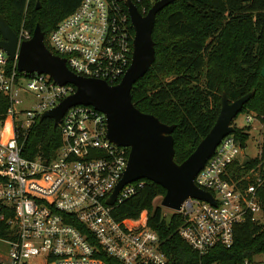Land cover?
<instances>
[{"label": "built area", "instance_id": "1", "mask_svg": "<svg viewBox=\"0 0 264 264\" xmlns=\"http://www.w3.org/2000/svg\"><path fill=\"white\" fill-rule=\"evenodd\" d=\"M131 1L145 15L148 4L159 0ZM131 29L120 0H81L44 43L73 74L116 85L131 62ZM31 36L21 31L18 44ZM73 92V86H57L46 75L19 73L0 50V96L9 103L0 120V248L7 247L0 264H104L102 255L123 264H168L157 232L145 221L112 216L115 203L140 181L123 186L116 202L107 204L126 169L128 149L106 140L103 114L90 106L71 107L57 126L61 142L51 158L21 155L23 138L40 115ZM239 150L232 134L222 138L194 179L211 193L213 204L187 198L173 211L182 218L178 234L199 256L214 245L228 247L235 225L264 221L257 194L264 184V157L257 152L241 186L228 174ZM255 256L237 264H264V256Z\"/></svg>", "mask_w": 264, "mask_h": 264}, {"label": "trees", "instance_id": "2", "mask_svg": "<svg viewBox=\"0 0 264 264\" xmlns=\"http://www.w3.org/2000/svg\"><path fill=\"white\" fill-rule=\"evenodd\" d=\"M80 1L0 0V15L16 35L21 31L32 35L39 25L46 42ZM136 7L141 13L139 4ZM152 40L155 60L134 83L131 100L141 113L174 126V162L186 160L211 130L222 93L230 103L253 92L242 112L261 126L258 151L264 157V80L259 76L264 62V0H175L156 15ZM8 106L0 96V120ZM232 137L242 150L248 138L245 128L233 127ZM60 142L59 128L53 129L51 120L37 121L23 138L21 155L49 159ZM255 163L256 157L241 163L234 160L228 169L230 181L245 186L243 178ZM164 194L160 185L142 180L131 195L115 203L111 213L121 222L145 221L157 232L168 264H237L254 255L264 256V221L235 225L228 247L214 245L199 256L178 234L181 215L173 212L166 218L161 207L153 205ZM257 194L264 206V184ZM101 257L104 264H123L109 255Z\"/></svg>", "mask_w": 264, "mask_h": 264}, {"label": "water", "instance_id": "3", "mask_svg": "<svg viewBox=\"0 0 264 264\" xmlns=\"http://www.w3.org/2000/svg\"><path fill=\"white\" fill-rule=\"evenodd\" d=\"M174 1L159 0L142 15L131 0H124L134 36L130 65L116 85L73 74L63 58L48 50L39 25L35 26L30 40L18 44L17 35L0 15V50L5 52L11 62L16 63L19 73L46 75L57 86L74 87L71 95L52 110L41 114L39 121L49 119L53 122V129H56L69 108L90 106L106 118V140L128 149L126 169L107 199L108 205L116 202L123 186L142 180L152 181L165 190L160 205L172 211H178L187 198L206 200L213 204L211 193L199 189L194 179L221 139L233 133L231 121L253 95V92H249L228 103L222 93L211 130L186 160L180 164L174 162V126L164 125L154 116L141 113L131 100L134 83L147 73L155 60L152 40L155 17ZM259 76L264 80V62Z\"/></svg>", "mask_w": 264, "mask_h": 264}, {"label": "rangeland", "instance_id": "4", "mask_svg": "<svg viewBox=\"0 0 264 264\" xmlns=\"http://www.w3.org/2000/svg\"><path fill=\"white\" fill-rule=\"evenodd\" d=\"M26 101H28V98L26 97ZM252 117L251 114H248ZM246 116L247 113L245 114L244 112L238 113L235 118L231 121L230 125L231 127H235L236 129H243L245 128V132L248 134V138L245 142V146L242 150H239V154L237 155V161L239 163L253 159L256 157L257 152H258V145L260 143V132H261V126L256 120H251L249 123L246 122ZM161 197L156 198L153 201V205H158L161 207V211L163 215L166 218H169L170 215L172 214V210L168 209L166 207H163L160 205ZM1 246V244H0ZM0 253L6 254L7 253V247H2L0 248ZM261 255H256L255 259L260 258Z\"/></svg>", "mask_w": 264, "mask_h": 264}]
</instances>
